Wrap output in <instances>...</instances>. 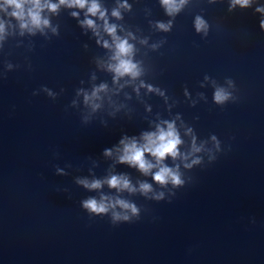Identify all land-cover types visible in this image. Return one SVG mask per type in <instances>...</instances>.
<instances>
[{
	"label": "water",
	"instance_id": "water-1",
	"mask_svg": "<svg viewBox=\"0 0 264 264\" xmlns=\"http://www.w3.org/2000/svg\"><path fill=\"white\" fill-rule=\"evenodd\" d=\"M95 2L105 19L40 0L37 27L30 0L21 27L0 0V264H264V0ZM105 20L133 46L138 76L110 70ZM165 121L187 156L164 160L181 185L119 162L122 139L143 144ZM114 175L136 191L110 187ZM104 197L106 213L84 207Z\"/></svg>",
	"mask_w": 264,
	"mask_h": 264
},
{
	"label": "clouds",
	"instance_id": "clouds-1",
	"mask_svg": "<svg viewBox=\"0 0 264 264\" xmlns=\"http://www.w3.org/2000/svg\"><path fill=\"white\" fill-rule=\"evenodd\" d=\"M7 5L13 6L16 11L12 12V15L17 17L22 21L21 27H27V23L24 22L25 20V4L29 3L30 0H5ZM34 5V9H28V15L31 17V23L37 27L41 24V19L39 15L38 9L40 8V0H31ZM61 4L68 3V0H60ZM163 3L166 5H171L173 0H163ZM236 4L241 5L242 7H247L250 4V0H234L232 7H235ZM70 7L78 6L79 8H85L88 6V0H71L69 4ZM49 7L55 11L58 7L57 5H49ZM88 13L92 16H96L99 14L101 19H105V12L101 11L100 5L93 0L90 6L87 7ZM257 11H264V9H257ZM73 15H77L73 13ZM113 15L118 16L119 13L114 11ZM44 24H47L48 21H43ZM88 27L93 28V30L97 29V25L92 19H87L84 21ZM204 26L203 21L199 18L197 19V30H200L201 27ZM105 30L112 35L113 40L115 41V54L112 57L116 63L110 64V70L114 71L117 74V77L124 76V75H131L132 77L138 76L140 73L137 70V65L132 62L129 58L132 54L133 46L128 43L127 40H122L120 37L116 36L115 26L109 25L105 20ZM159 27L161 29L167 30V26L164 24H160ZM261 27L264 28V22H261ZM4 30V25L0 24V32ZM97 35H99L97 31ZM105 47H110L105 41ZM105 86H101L103 88ZM100 89H97L92 93V96L89 97L87 94L85 95V101L89 102L92 100L93 97L97 96V93ZM227 97L221 92L217 91L215 93V100L217 102H222ZM167 123V129L158 126V131L154 133H145L143 135L144 143L140 144L135 139L130 141L127 138L122 139L120 143L123 145V154L119 156L120 163H126L131 167L138 168L143 174L148 175L152 173L154 168L158 167V171L153 173V179L156 183L160 185H167L171 182L173 185H181L183 181L180 179L178 174V166L177 170L168 167L164 164V160L166 157L171 156L173 159L181 157L182 159H187L186 155H183L179 149V145L182 144V140L177 133V130L173 123ZM194 151L199 152L200 149L196 148L193 145ZM119 151V149H118ZM106 155H111V150L105 151ZM146 154H149L151 157H154L156 163L153 164L150 160L146 159ZM196 161H194L195 163ZM190 166V165H186ZM83 183L85 187L90 189H98L100 188L101 181L96 180L92 183H88L87 181H80ZM107 183L110 187L118 189V190H125L127 189L129 192H135L136 189L131 185L130 180L125 175L119 176H112L110 179L107 180ZM140 189L146 195L152 190V185L145 182L140 184ZM163 193H161V196ZM159 199V197H158ZM109 198L104 197L101 201H97L96 199H88L84 201V207L91 212H95L97 214L106 213L109 207H114V204L105 203L108 201ZM115 204H119L124 209H131L133 213L137 212V208L134 204H129L122 199H117ZM121 216L119 214H115L114 220H120ZM130 218L128 216H123V220L127 221Z\"/></svg>",
	"mask_w": 264,
	"mask_h": 264
}]
</instances>
